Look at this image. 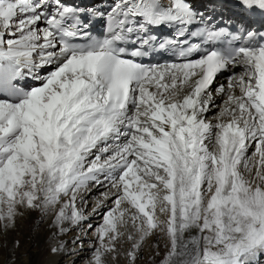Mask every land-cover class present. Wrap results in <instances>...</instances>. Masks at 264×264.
I'll return each instance as SVG.
<instances>
[{
  "label": "snow or ice",
  "instance_id": "6c2138e0",
  "mask_svg": "<svg viewBox=\"0 0 264 264\" xmlns=\"http://www.w3.org/2000/svg\"><path fill=\"white\" fill-rule=\"evenodd\" d=\"M222 7L0 0L5 235L37 212L62 235L105 188L88 264H109L122 242L126 264L146 244L154 264H264V0H233L237 20L217 24ZM163 27L175 38L159 48L178 46L180 62H139Z\"/></svg>",
  "mask_w": 264,
  "mask_h": 264
},
{
  "label": "bare ground",
  "instance_id": "6f19581e",
  "mask_svg": "<svg viewBox=\"0 0 264 264\" xmlns=\"http://www.w3.org/2000/svg\"><path fill=\"white\" fill-rule=\"evenodd\" d=\"M218 82L223 81L218 80ZM223 83L226 84L227 81ZM216 104L222 107V101L219 99L216 100ZM219 110V107H216L208 113L210 120L214 121ZM104 191H106L105 188H95L86 196L87 202L93 199L92 203L94 206L92 205L84 210L87 211V213L85 212V215L88 219L86 222L82 223L81 226L74 227L67 225V229L71 230L70 236L62 237L60 234L54 235L56 230L50 226L52 218H42L38 212L30 214L26 218L18 219L17 222L22 226H25L23 234L28 239L24 251H22L26 257L22 258L20 261L25 262L27 260L28 264H88V261L92 257L89 258L87 254H93L94 246L97 244L96 228L100 223H103V213L112 207L110 200L105 201L104 207L100 208L98 212H93V208L95 207L98 198L102 199L101 193ZM84 206H86V204ZM89 224L92 226L91 228L88 227ZM82 228L85 229L82 230ZM149 243L154 244L155 241L153 240ZM121 244L122 247H120V249L118 248L116 253L107 257L109 264H126V250L129 245L123 242ZM60 245H63V247L60 248L58 252L53 253L51 251V248L59 247ZM144 247L145 251L142 258L139 259V264H154L152 256L149 254V245L146 244ZM162 247L163 245L161 243V248ZM158 259L159 257L156 258L157 261ZM13 264L18 263L14 262Z\"/></svg>",
  "mask_w": 264,
  "mask_h": 264
},
{
  "label": "rangeland",
  "instance_id": "374dc122",
  "mask_svg": "<svg viewBox=\"0 0 264 264\" xmlns=\"http://www.w3.org/2000/svg\"><path fill=\"white\" fill-rule=\"evenodd\" d=\"M207 118L210 119V116L207 115ZM92 200L93 199H91L90 201H88L86 203V206H84V210L93 205ZM85 212L87 213V211H84V213ZM99 222H101V221H99ZM24 229H25V226H22L20 223H18V224H16V228L14 230H9L6 235L3 233L2 230H0V236L2 235L0 238V264H13L14 262H16L18 264H28L27 260L25 262L20 261L22 258L26 257V255L23 254V252H22V251H24V248L26 246V242L28 240L26 238V236L23 234ZM83 229H85V228H82V230ZM84 233H86V232H84ZM8 234L10 235V237ZM70 234H71V230H67L61 236L62 237L70 236ZM16 241H19L18 246L15 244ZM83 241H85V240H83ZM120 247H122V244L117 245V248L120 249ZM10 248H11V250H10ZM87 255L89 258L92 257L91 253H88ZM137 264H139V260H138Z\"/></svg>",
  "mask_w": 264,
  "mask_h": 264
}]
</instances>
